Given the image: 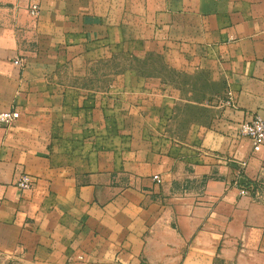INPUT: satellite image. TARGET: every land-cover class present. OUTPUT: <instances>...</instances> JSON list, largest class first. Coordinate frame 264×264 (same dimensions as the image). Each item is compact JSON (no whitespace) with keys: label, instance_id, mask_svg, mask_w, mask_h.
Listing matches in <instances>:
<instances>
[{"label":"crops","instance_id":"1","mask_svg":"<svg viewBox=\"0 0 264 264\" xmlns=\"http://www.w3.org/2000/svg\"><path fill=\"white\" fill-rule=\"evenodd\" d=\"M30 1L0 0V264H264V144L237 133L264 0Z\"/></svg>","mask_w":264,"mask_h":264},{"label":"built area","instance_id":"2","mask_svg":"<svg viewBox=\"0 0 264 264\" xmlns=\"http://www.w3.org/2000/svg\"><path fill=\"white\" fill-rule=\"evenodd\" d=\"M40 10V4L38 0H31L29 3V13L33 16L37 15ZM15 64H21L20 59L14 60ZM225 105H232L233 100L231 97V93L227 92V97L223 99ZM19 117V112L15 108H9L6 110L0 111V124L9 125L13 123ZM237 133L241 136H247L251 139L254 145L264 144V120L260 116H255L249 120H243L238 123L237 125ZM157 178V176H154ZM159 181V180H158ZM35 179L27 174L21 173L18 175L16 180V185L20 189H30L34 186ZM239 193L241 195H248L249 194V186H240Z\"/></svg>","mask_w":264,"mask_h":264},{"label":"rangeland","instance_id":"3","mask_svg":"<svg viewBox=\"0 0 264 264\" xmlns=\"http://www.w3.org/2000/svg\"><path fill=\"white\" fill-rule=\"evenodd\" d=\"M154 62H156L157 64H156V67H157V69L159 68L158 67V65H159V63H158V61L157 60H154ZM159 71H162V70H160V69H158ZM149 72H154V70H152V71H150V70H148ZM180 108H181V106H179L177 109L179 110V112H180Z\"/></svg>","mask_w":264,"mask_h":264}]
</instances>
